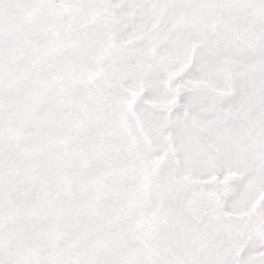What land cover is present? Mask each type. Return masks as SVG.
Listing matches in <instances>:
<instances>
[{"label": "snow or ice", "instance_id": "6c2138e0", "mask_svg": "<svg viewBox=\"0 0 264 264\" xmlns=\"http://www.w3.org/2000/svg\"><path fill=\"white\" fill-rule=\"evenodd\" d=\"M0 264H264V0H0Z\"/></svg>", "mask_w": 264, "mask_h": 264}]
</instances>
